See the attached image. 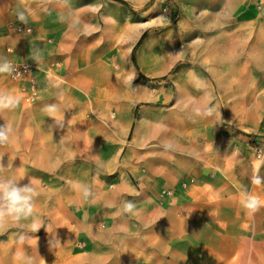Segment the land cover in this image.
Instances as JSON below:
<instances>
[{
  "label": "crops",
  "instance_id": "1",
  "mask_svg": "<svg viewBox=\"0 0 264 264\" xmlns=\"http://www.w3.org/2000/svg\"><path fill=\"white\" fill-rule=\"evenodd\" d=\"M70 1L0 0V56L34 64L39 89L34 102L20 93V106L0 113V125L12 128L9 145L0 148L17 158L12 177L31 181L41 193L36 214L44 220L30 239L19 241L16 228L11 245L0 239V264H264V208L250 216L241 206V189L264 200V184L251 182L256 172L264 177V158L250 157L242 123L229 118L236 99L260 96L264 28L254 12L245 16L243 0H183L184 14L193 13L197 24L193 32L203 35L210 53L187 108L190 119L172 122L178 138L172 149L129 151L117 160L116 144L133 133V115L128 102L109 119L108 110L116 107L105 72L110 46L93 47L90 37L86 47L79 44L83 12L62 4ZM19 11L28 17L29 34L8 27ZM54 61L83 71L66 73V83L52 87L44 74ZM97 67L105 73H95ZM21 84L27 82L15 84L19 92ZM15 85L0 76V90L16 93ZM49 105L59 111L45 112ZM52 117L63 118L64 127H53ZM142 126L148 127L144 140L163 139L164 123ZM70 182L89 184L95 202H86ZM125 200L135 203L134 215L117 211Z\"/></svg>",
  "mask_w": 264,
  "mask_h": 264
},
{
  "label": "rangeland",
  "instance_id": "2",
  "mask_svg": "<svg viewBox=\"0 0 264 264\" xmlns=\"http://www.w3.org/2000/svg\"><path fill=\"white\" fill-rule=\"evenodd\" d=\"M126 2V5L113 0L62 2L69 8L83 12L84 24L78 27V31H87L91 34L83 35L79 43L81 46L89 45V37L93 41L91 42L93 47L104 44L110 46V60L105 72H108L112 79L116 107L108 110V117L116 118L120 110L118 107L121 105V108L128 102V109L133 115V133L131 132L124 144L120 142L116 144L117 160L122 159L129 151L137 155L143 150L145 155H150L155 153L151 148H166L167 144L170 145L167 148L172 149L171 144H178V138L174 136L171 128L172 122L189 121L187 108L195 101L193 90L194 85L199 83L197 76L205 74L204 65L210 61L209 49L205 50L203 45V35L193 32L197 25L193 13L184 14L185 1L126 0ZM243 3L245 16L253 11L251 15L254 14L259 26L264 28V0H243ZM245 20L251 21L252 18ZM144 22L146 24L139 27ZM198 24L202 25L203 22ZM142 32L144 37L135 45ZM198 36H201L199 43L196 42ZM133 58L137 65L134 64ZM55 62L44 74L47 83L52 87L57 86L60 81L66 83L63 81L66 79V73L83 71V67L78 66L67 71V67ZM101 72L105 73L100 71V67L95 69V73ZM130 77L133 79L126 83ZM8 82L13 86L18 80L8 76ZM81 83L80 85H83ZM14 89L21 95L16 85ZM259 89L258 99H236L238 101L235 107L236 113L229 114V118H237L242 123L244 142L246 149L250 151V157L262 159L264 158V79L261 80ZM75 90L78 88L75 87ZM175 101L176 106L173 108ZM71 117L72 115L67 119L68 122ZM92 117L99 121L101 119L96 114ZM157 122L164 123L163 139L157 143L154 135L150 137L151 140H144L148 138H144L148 127L142 126V123ZM156 132L157 130L152 129L150 133ZM170 153L172 156V152ZM0 157L4 159L5 164L7 162L12 164L9 172L12 176L13 166L17 168V158L14 160L11 154L7 155L4 152L3 148H0ZM38 184L46 185L43 178H38ZM185 185L187 182H182V186ZM13 233L14 228H10L0 234V239L7 238L3 243L11 245Z\"/></svg>",
  "mask_w": 264,
  "mask_h": 264
},
{
  "label": "clouds",
  "instance_id": "3",
  "mask_svg": "<svg viewBox=\"0 0 264 264\" xmlns=\"http://www.w3.org/2000/svg\"><path fill=\"white\" fill-rule=\"evenodd\" d=\"M17 18L21 23H27L28 17L24 11L17 13ZM83 35H90L87 31H82ZM19 66L15 65L6 56H0V76H11L13 79L19 78L22 74L18 70ZM133 77L129 78L130 82ZM22 96L11 90H0V113L6 111H14L21 102ZM45 112L51 114L59 111L57 105H49L44 109ZM54 120L53 127H64L63 118L52 117ZM12 128L4 123L0 125V147H6L11 140ZM170 147V145H165ZM12 168L10 162L4 163V159L0 157V234L7 232L10 228H16L17 239L25 241L30 239V233L37 232L43 225L44 220L36 214V202L41 193L32 184L31 181L21 183L14 179L9 172ZM103 170H101V174ZM98 179V177H97ZM252 184H264V177H261L258 172L254 173ZM73 190L78 193L86 202L94 203L95 194L92 187L87 183L70 182ZM133 195L139 193L133 192ZM241 206L250 216H255L261 208H264V200L260 196L252 194L247 189H241ZM105 207H116L113 203H106ZM121 214L134 215L136 205L132 200H125L117 209ZM59 245L56 241L52 246ZM26 264H31L28 259Z\"/></svg>",
  "mask_w": 264,
  "mask_h": 264
},
{
  "label": "built area",
  "instance_id": "4",
  "mask_svg": "<svg viewBox=\"0 0 264 264\" xmlns=\"http://www.w3.org/2000/svg\"><path fill=\"white\" fill-rule=\"evenodd\" d=\"M8 27L16 33L29 34L32 32V27L28 23H21L17 18V14L12 20L8 22ZM15 65L19 66L18 70L22 74L19 78L13 79L18 81L27 82L26 85L21 84L20 93L24 96L27 102H34L39 96V89L35 81L33 71L35 65L27 61H12ZM185 184V183H183ZM165 194H170V191H163Z\"/></svg>",
  "mask_w": 264,
  "mask_h": 264
},
{
  "label": "trees",
  "instance_id": "5",
  "mask_svg": "<svg viewBox=\"0 0 264 264\" xmlns=\"http://www.w3.org/2000/svg\"><path fill=\"white\" fill-rule=\"evenodd\" d=\"M117 1H119V2H121V3H123V4H126V2L123 1V0H117ZM143 37H144V34L141 35V37H140V39L138 40L137 44L142 40ZM133 61H134V58H133Z\"/></svg>",
  "mask_w": 264,
  "mask_h": 264
},
{
  "label": "bare ground",
  "instance_id": "6",
  "mask_svg": "<svg viewBox=\"0 0 264 264\" xmlns=\"http://www.w3.org/2000/svg\"><path fill=\"white\" fill-rule=\"evenodd\" d=\"M144 25V24H143ZM142 26V25H141Z\"/></svg>",
  "mask_w": 264,
  "mask_h": 264
}]
</instances>
